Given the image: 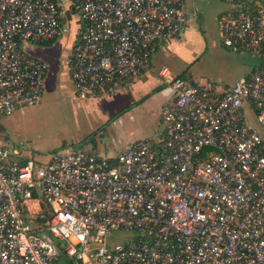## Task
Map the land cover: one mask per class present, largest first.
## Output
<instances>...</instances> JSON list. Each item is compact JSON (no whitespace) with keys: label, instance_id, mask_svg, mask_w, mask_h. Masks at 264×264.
Here are the masks:
<instances>
[{"label":"built area","instance_id":"built-area-1","mask_svg":"<svg viewBox=\"0 0 264 264\" xmlns=\"http://www.w3.org/2000/svg\"><path fill=\"white\" fill-rule=\"evenodd\" d=\"M188 1L0 0V117L40 102L49 63L23 44L69 31L62 3L81 23L69 78L94 98L151 70L156 45L194 19ZM231 2L222 44L261 65L229 87L161 68L175 97L160 136L25 162L0 143V264H264V0ZM112 231L129 235L109 246Z\"/></svg>","mask_w":264,"mask_h":264},{"label":"rangeland","instance_id":"rangeland-1","mask_svg":"<svg viewBox=\"0 0 264 264\" xmlns=\"http://www.w3.org/2000/svg\"><path fill=\"white\" fill-rule=\"evenodd\" d=\"M193 2L196 15L190 26L193 25L200 34L203 31V40H206L204 51L198 55L197 62L192 66L193 76L196 79L234 81L261 65L255 53L248 50L236 52L221 45L216 27V15L227 8V0H193ZM187 7H192V0L187 2ZM74 31L75 25L72 24L69 32L61 35L54 45V51L59 56L60 70L56 75L52 74L51 70L48 72L40 102L36 105L19 107L11 114L0 117V143L16 149V156L19 158L46 160L51 153L61 148L77 150L83 147L89 148L93 140L102 141V151H106L108 148H114L118 138L127 134L123 128L119 129L109 124L111 121H99L98 118L91 120L85 117L83 115L86 112H84L85 108L76 111L71 99L74 96L73 88L70 81L68 82L66 76L61 73L65 62L64 56L71 45ZM32 45L40 46L34 43ZM92 123L98 127L90 130ZM150 125L155 126L153 123ZM152 131L153 127L141 130L133 128L130 134L144 137L151 135ZM128 235L129 233L125 231H112L106 237V243L114 246ZM70 261L71 258L66 254H63L60 260L61 263H70Z\"/></svg>","mask_w":264,"mask_h":264},{"label":"crops","instance_id":"crops-1","mask_svg":"<svg viewBox=\"0 0 264 264\" xmlns=\"http://www.w3.org/2000/svg\"><path fill=\"white\" fill-rule=\"evenodd\" d=\"M67 3L68 2L62 3L59 9L64 17V23H66L69 29L71 25L74 24L75 31L71 45L69 46L67 53H65V62L61 73L66 76L67 81H70L73 88L68 75L67 54L75 43L74 41L80 30L81 23H79L71 6ZM231 3V0H227V8L216 15V27L223 47L225 46L222 44L218 20L223 14L231 10ZM194 8L196 10L195 5ZM193 27L194 26L191 25L179 35L167 38L156 45L152 55L151 70L137 79L127 80L125 89L118 88L117 91L110 95L101 93L94 98H88L80 96L73 88L74 96H72L71 99L76 111L79 112L85 108L84 112H86L83 113L85 117L91 120L92 118H98L99 121H111L109 124H112L113 127L119 129L123 128L127 131V134H123L121 138H118V142L116 141L114 148H108L106 151H102V141L93 140L89 148L83 147L81 148L82 150L89 151L99 156L112 157L131 142L147 137L154 138L163 133L161 111L166 104L174 99L175 92L170 85L161 80L158 73L161 68H167L171 76L182 77L194 83L213 81L224 87H229L235 81L223 82L210 79L198 80L193 76L192 66L197 62L199 58L198 55L204 51L206 41L205 39L203 40V31H201L202 33L200 34L199 30L196 31L195 27ZM58 38L59 37L49 45L42 42L34 43L40 45L39 47L32 45L33 43L23 44V48L27 53L44 59L49 63V69L46 76L50 70L54 75L60 70V63L58 62L59 56L56 55L54 51V45L57 44ZM61 82H63V80ZM76 115L78 116L79 114L77 113ZM152 123L155 124V126H151L150 124ZM87 126L90 128L89 125ZM97 127L98 126L95 123H92L90 130ZM146 127H153V131L149 136L138 137L130 134L133 132V128L141 130ZM120 144L123 145L119 146ZM103 152H105V154H103ZM21 159L29 160L27 157H21Z\"/></svg>","mask_w":264,"mask_h":264},{"label":"trees","instance_id":"trees-1","mask_svg":"<svg viewBox=\"0 0 264 264\" xmlns=\"http://www.w3.org/2000/svg\"><path fill=\"white\" fill-rule=\"evenodd\" d=\"M55 39H57V38L48 39V40H46V41H43L42 43H44V44H46V45H49V44H52L53 41H54ZM23 161L25 162L26 159H23ZM48 217H49V214H48V213L44 214L43 217L40 216V214H38V215H37V221H39V222H45V221L47 220ZM59 246H60V249L63 248L60 244H59ZM60 252L62 253V251H60ZM68 264H69V263H68Z\"/></svg>","mask_w":264,"mask_h":264}]
</instances>
